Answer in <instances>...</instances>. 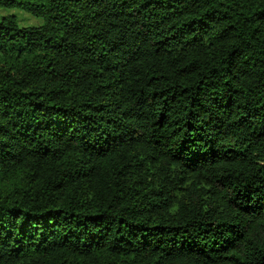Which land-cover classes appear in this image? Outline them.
Returning <instances> with one entry per match:
<instances>
[{
	"label": "trees",
	"instance_id": "obj_1",
	"mask_svg": "<svg viewBox=\"0 0 264 264\" xmlns=\"http://www.w3.org/2000/svg\"><path fill=\"white\" fill-rule=\"evenodd\" d=\"M0 264H264V0H0Z\"/></svg>",
	"mask_w": 264,
	"mask_h": 264
},
{
	"label": "rangeland",
	"instance_id": "obj_2",
	"mask_svg": "<svg viewBox=\"0 0 264 264\" xmlns=\"http://www.w3.org/2000/svg\"><path fill=\"white\" fill-rule=\"evenodd\" d=\"M19 18L21 19V22H26V23H35L38 20L29 15L28 13L22 12V11H17Z\"/></svg>",
	"mask_w": 264,
	"mask_h": 264
}]
</instances>
